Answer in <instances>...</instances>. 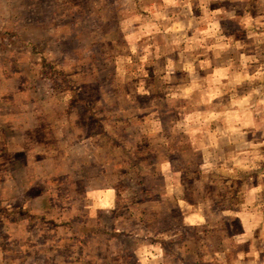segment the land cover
<instances>
[{"label": "rangeland", "instance_id": "374dc122", "mask_svg": "<svg viewBox=\"0 0 264 264\" xmlns=\"http://www.w3.org/2000/svg\"><path fill=\"white\" fill-rule=\"evenodd\" d=\"M55 1L0 0V264H264V0Z\"/></svg>", "mask_w": 264, "mask_h": 264}, {"label": "crops", "instance_id": "0c3cea01", "mask_svg": "<svg viewBox=\"0 0 264 264\" xmlns=\"http://www.w3.org/2000/svg\"><path fill=\"white\" fill-rule=\"evenodd\" d=\"M30 1L32 2V0H30ZM40 1H42V0H40ZM56 1H58V0H56ZM62 1L63 0H59L60 3ZM64 1H66V0H64ZM121 1L125 2L126 0H102L101 5L104 8H115V7L116 8H119V6H120L119 4H122L123 3V2L121 3ZM159 1H161L163 4L166 5V3L168 1H171V0H159ZM177 1H180V3H183L184 2V0H177ZM37 2H39V0H37ZM69 2H70L69 3L70 6L73 3L75 5V8H76V5L78 4V0H69ZM39 3H41V2H39ZM39 3L37 4V6L39 5ZM113 5H115V6H113ZM91 7H94V4H92ZM164 9H165V7H164ZM184 9L185 8L182 9V11H181L182 14H181V16L178 17V20L181 21V22L184 21V23H186V22L190 21V18H189V15H188L189 12H187V10H184ZM135 12H136V10H135ZM93 13H94L93 8H90V4H88V2H86V14L93 16ZM161 13H162V11L159 10V15H157V16H155V14H158V12H155V14H151L150 17H146V18L139 17V20L140 21L134 22V26L136 24H138V22H141V23H144V24H147V22H149L150 24H156V23L158 24V23H162L164 21H169V22L172 21V19H170V20L168 19L169 18L168 17V14L165 13L164 15H162ZM181 19H183V20H181ZM114 22H115V20H114ZM120 22L122 24V20L119 21V23ZM134 30H136V28H134ZM88 141H89V144H87V146H85L88 150H86V149L85 150L90 152L94 148V143L92 141H90V140H88ZM17 148H18L17 151H19V149H22V148H19V147H17ZM40 148H42V146L39 147V150H40ZM51 149H52V146L51 145L50 146H45V150L51 152ZM34 150H38V149H34ZM26 158H27V156H26ZM40 160L41 159H36L37 162L34 163V162H32L34 160H32V158L28 157L25 164H29V165H32V166L40 165L41 164ZM163 171L164 170H160L159 171V174H161V175L164 174L165 172H163ZM165 171H166V173L164 175H167L166 182L167 183H173V182H175V179H173V180H170L169 179L168 180L167 171L169 172V170H168L167 167H166ZM170 176H173V173H170ZM87 182H89V186H90V191L89 192L92 194V197L94 199L98 195L97 192L94 191V185H93L94 180L87 181ZM21 184H24V185H22V190L24 192H26L27 195H28V188L26 187L28 184L27 183H24L23 181L21 182ZM0 186H1L0 188H2L3 187V183H1ZM87 190H88V187H86V191ZM84 194H86V193H84ZM113 195L115 196V191L114 190L111 191V189H108V193H107V203L108 204L110 203V199L113 198ZM101 199L103 200L104 198H101ZM86 200H87V202H89L91 204V206H93V203L89 199V196L88 195H86ZM190 206H191L190 207L191 208L190 210H192V211H186V210H188V208H186V210H185L186 212L183 213L185 224H187V225L188 224L189 225L192 224L194 226L195 225H198V224H201V222H202L201 206L199 204L198 205H190ZM183 211H184V209H183Z\"/></svg>", "mask_w": 264, "mask_h": 264}]
</instances>
